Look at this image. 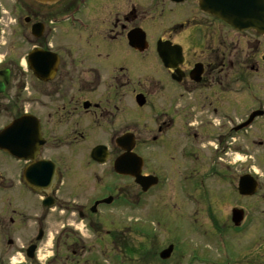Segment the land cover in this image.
Listing matches in <instances>:
<instances>
[{
	"label": "flooded vegetation",
	"instance_id": "flooded-vegetation-1",
	"mask_svg": "<svg viewBox=\"0 0 264 264\" xmlns=\"http://www.w3.org/2000/svg\"><path fill=\"white\" fill-rule=\"evenodd\" d=\"M249 1L257 29L230 21V0H0V130L32 123L42 142L33 161L0 151V264H37L55 215L66 224L44 264H80V226L143 259L156 236L137 218L117 229V212L172 190L169 206L205 215L196 236L214 249L177 253L170 237L159 259L171 246L164 262L264 264V0ZM124 159L134 178L114 172ZM38 161L52 164L33 172ZM244 175L256 184L242 195ZM104 219L114 229L100 231Z\"/></svg>",
	"mask_w": 264,
	"mask_h": 264
},
{
	"label": "rangeland",
	"instance_id": "rangeland-1",
	"mask_svg": "<svg viewBox=\"0 0 264 264\" xmlns=\"http://www.w3.org/2000/svg\"><path fill=\"white\" fill-rule=\"evenodd\" d=\"M243 159L244 158L236 157L235 158L236 165L242 164ZM0 164H2L3 166L9 165L8 159L4 157L2 154H0ZM255 170L258 171L259 174H261V170L257 166H255ZM122 186L123 188H127L128 185L122 183ZM93 189H91V193L93 192ZM100 195H103V193L99 191L97 196ZM174 197L179 199V201L181 200V198L179 197V192H175L172 190L167 192V194L164 196V191H163L160 194H156L154 196L150 195L149 197L144 198L145 201L144 202L143 200L141 201V206L138 207L139 209L136 210L135 212L131 211L128 208L126 209L122 208L120 212H117L118 215L117 223L119 225L117 229L119 227L122 228V226H128L130 222L133 223L134 218H137L136 221L137 224H143L144 222H147L144 223L145 228H148L149 226V228L153 231L154 236H156L157 238L155 243H153V247L151 243V251H149L150 255L147 256L148 258L144 256V258L142 259L140 255L135 254L132 256L131 253H126L125 258L118 256H116L115 258L113 253L115 251H113V249L117 250V248L113 246V244H110L111 240L109 238L104 237L103 240L100 241L102 243L101 246V244L99 245V239L97 240L95 239V237H97L98 234L94 235L92 233H87L85 228H82L80 226L79 231L83 235V240L87 249V253L84 254L83 257L80 259V264L83 263L117 264L114 261V259L122 264H146V262L148 261H152L153 264L154 262H156L155 264H170V263L173 264V261L164 262L163 260L159 259L158 256L155 255V252H158L160 249L164 248L165 246H167L168 243H170V237L175 239L178 243L176 247L177 253H184L185 251H191L192 248L201 241L200 244V247L202 249V250L200 249L201 255L204 256L207 254L208 255L212 254L214 248L210 244L211 241L209 239L206 240V238L204 237L201 240H199L196 236L198 233H203L205 231L209 232L208 229L205 230L202 227L203 226L202 220L205 215L200 210L199 211L194 209L189 210L188 209L189 205L186 207L185 210L184 205L176 200L173 201L174 206L172 205V203L169 206L167 202L172 200ZM235 203L237 204V202ZM220 205H222L221 202ZM212 213H214V211H212ZM106 214H110V213L107 212ZM104 215H105L104 213L101 214V216ZM55 216L48 218L47 237L46 239L43 240V242L40 245V249L37 252L38 253L37 254L38 261H36L37 264H44L50 261L49 257L52 254V247L54 243L53 239L55 238V233L61 229V226L63 224H66V222L57 219L60 215H55ZM93 219L97 221L98 219H100V215H97V217L96 216L93 217ZM153 221L154 223L152 224ZM101 223L108 228L101 226L100 231H105V230L109 231L114 229L113 226L115 227V223L112 224L111 222H108L106 219L101 220ZM28 225H30V223H28ZM111 225H113L112 229L110 227ZM129 226H133V225L130 224ZM115 231L116 230H114V232ZM74 232H75L74 229L72 231H68L66 234H68L69 237L63 235L60 240L61 243L67 242L69 244L72 236L73 237L75 236V234H73ZM126 235L130 242V246L132 247V249L130 248V250H132L133 252L135 250L136 252L140 251L141 249L144 248L143 246L146 245L147 243L145 242V240H141V238L139 239L133 231L127 232ZM100 237H103V233L100 234ZM102 248L103 250L106 251L102 252ZM187 255L188 254H186L185 258H183L181 264H188V262L186 261ZM136 257L137 259H135ZM176 259L177 256L175 260ZM175 260H174V264L180 263L179 260H177L176 262ZM189 264H198V263L193 261L192 263Z\"/></svg>",
	"mask_w": 264,
	"mask_h": 264
},
{
	"label": "water",
	"instance_id": "water-1",
	"mask_svg": "<svg viewBox=\"0 0 264 264\" xmlns=\"http://www.w3.org/2000/svg\"><path fill=\"white\" fill-rule=\"evenodd\" d=\"M41 1H43L44 3H53V2H55L57 0H41ZM230 1L234 4V12H232L230 14L233 17V19L230 20V21L237 27H239V26H243V27H246V26H252L253 27V26H255L256 29H257V26L254 23L258 22L257 18H259V17H258V15H256L255 6L252 4L253 1H249V0H230ZM210 7H211V5H210ZM212 7H213V4H212ZM34 144H33L34 147H36V145L38 143L34 142ZM33 145L30 147V144L28 142H26V149L30 152L31 148L33 147ZM12 152H13V155L17 156L18 158L25 159V158H29L30 157L29 153H27L25 156L21 155L22 153L20 154L19 148H17V150L12 151ZM47 165H48L47 162H42V163L37 164L36 167H42L43 168L44 166H47ZM115 171L117 173H119V174H124V175H129V176H133L134 177L133 173H130V174L128 173V171L126 170V167L123 164V162H121V163L117 162L116 163ZM146 180L147 179H141V180L138 181V183H140L141 185H144L146 183ZM40 183H43V182L40 181ZM252 185H254V183H253L252 179L249 176L241 177L240 180H239L238 191L241 194H245V193L248 194L249 193L248 188L249 189L250 188L253 189ZM106 202H109V200L106 201ZM171 251H172V247H169L167 250L163 251L160 254V258L162 260L167 259L168 256L170 255Z\"/></svg>",
	"mask_w": 264,
	"mask_h": 264
}]
</instances>
